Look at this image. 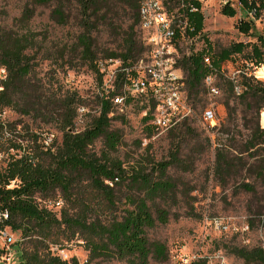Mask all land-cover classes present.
<instances>
[{"label":"trees","instance_id":"trees-1","mask_svg":"<svg viewBox=\"0 0 264 264\" xmlns=\"http://www.w3.org/2000/svg\"><path fill=\"white\" fill-rule=\"evenodd\" d=\"M239 1L247 9L257 7L256 1L264 6L263 0ZM142 2L32 0L34 6L27 4L16 22L26 28L37 6L54 4L51 19L59 25L68 24L73 14L72 7L77 5L83 30L71 48V55L78 57L81 64L91 68L103 82L100 61L117 59L123 68L135 72L134 66L149 51L143 36L139 38L135 32V26H140ZM118 3L133 12L135 24L124 31L118 49L106 51L99 57L91 18L100 13L108 15ZM171 3L168 5L170 12H174L177 20L189 24L186 34L193 37L202 34L205 19L202 4L188 0H173ZM191 6L197 10L191 11ZM222 12L229 17L237 14L230 1ZM254 23L242 19L239 30L244 35L252 36ZM37 42L36 33H20L13 28L0 29V66L7 70L1 82L0 107L13 109L20 115L45 124L55 123L62 137L61 141L54 139L53 147L46 149L42 134L28 130L23 136L19 131L16 132V128H12L14 124L0 123V142H8L16 151L5 159L0 158V206L9 212V219L0 222V231L9 229L22 234L25 241L18 243L21 247V264H80L76 257L64 259L52 251L54 246L60 245L57 247L59 249L64 246V242L75 239L83 240L89 250L90 260L117 259L126 264H171L167 244L151 240L148 229L170 221L169 211L161 207L159 200H177L180 185L169 176L168 170L171 166L183 165L180 146L175 148L168 160L156 162L153 158L145 157L129 167L117 156L124 139L122 131L113 129L111 122L114 119L113 97L121 93L127 79L123 72L118 73L115 90L103 93L99 113L92 116L84 130L77 131L75 121L83 98L77 91L57 97L54 91L35 77L36 57L30 51L37 47ZM239 54H243L249 63L264 65V32L255 41H241L217 52L211 53L209 44L207 52L203 50L182 57L179 55L178 65L184 73V87L193 111L202 100L200 94L207 90L205 77L211 73H221L225 63ZM66 55L67 49L60 56L65 58ZM206 56H210L211 64L205 63ZM225 82L233 94V81ZM241 97L249 100L250 108L255 103L258 112L264 108V102H259V99L264 101V87L251 80L245 82ZM225 105L230 108V101L225 102ZM150 118V112L143 118L149 137L157 131L149 123ZM191 118L187 117L175 126H183ZM97 141L102 142L100 152L94 150ZM247 143L249 149L257 146L264 148V128L259 126L253 130ZM219 156L217 172L225 175L236 167L223 155ZM241 168L246 167L242 165ZM259 169L264 173V158ZM243 188L253 191L248 183L243 184ZM58 193L66 205L60 214L39 201L40 198L56 196ZM57 203L61 204V201ZM191 210L194 211V207L191 206ZM248 221L252 227L255 223L264 226V214L249 217ZM7 252L0 243V258ZM233 253L247 264H264V248L260 245L252 248L234 247Z\"/></svg>","mask_w":264,"mask_h":264},{"label":"rangeland","instance_id":"rangeland-1","mask_svg":"<svg viewBox=\"0 0 264 264\" xmlns=\"http://www.w3.org/2000/svg\"><path fill=\"white\" fill-rule=\"evenodd\" d=\"M226 3V0H205L202 3L204 30L202 34L195 37L188 35L180 42V57L203 50L207 52L209 44L213 53L241 41H255L264 32V11H261L260 19L253 25V35L247 36L239 30L242 19L250 20L247 11L237 1H233L232 6L237 14L229 17L222 12ZM27 4L34 6L32 0H0V29L13 28L20 33L30 31L37 34V47L30 51L36 57L34 75L54 91L57 97L70 91H77L81 95L83 105L78 107L75 127L77 131H82L92 116L99 113L103 93L115 90L116 84L111 86L110 78L106 75L101 82L91 68L71 55V48L83 30L76 4L72 7L71 20L64 25L51 19L54 4L37 6L34 17L25 28L16 20ZM91 23L98 56L102 57L106 51L118 49L124 31L135 24V18L129 8L118 3L108 15L100 13L92 16ZM135 32L139 38L143 36L144 39L139 25L135 26ZM65 49L67 55L61 58ZM146 55L145 52L142 58ZM225 80L238 85L240 93L234 89L231 94ZM250 80L264 87V65L249 63L243 54H239L225 63L222 72L216 75L215 84L220 89L219 95L211 97L205 90L199 96L202 100L197 103L192 118L185 125L163 132L154 131L150 137L143 120L144 110L139 102L131 100L123 110L113 106L112 128L121 130L124 139L116 154L125 161L127 167L145 157L153 158L156 162L168 160L175 148L180 146L183 165L171 166L168 170L169 176L180 185L177 200H159L161 207L169 211L170 221L148 229L151 240L167 244L171 264H206V257L217 251H222L232 264H247L233 253V248H252L264 244V226L259 223H255L245 235L235 234V231L218 232L206 221L216 216L233 217V223L239 228L244 218L248 220L249 217L264 214V173L259 169L264 158V148L257 146L249 149L247 143L253 130L259 126L264 128V108L258 112L255 103L250 108L249 100L241 97L245 82ZM227 101H230V108L225 105ZM259 102L264 101L259 99ZM211 106L218 119L213 129L203 117ZM6 121L14 124L12 128H16V132L19 131L23 136L29 130L53 134L56 141H61L62 136L55 123L35 121L10 108ZM101 147L102 142L97 141L94 150L100 152ZM15 152L8 142H0L1 159ZM219 155L236 166L225 175L217 172ZM242 165L246 168L242 169ZM245 183L253 191L243 188ZM58 200L61 204H57ZM39 201L58 214L66 206L60 193L40 198ZM12 234L14 244L7 245L0 238L1 245L8 251L7 255L11 253L10 260L1 259L0 264H21V247L18 243L25 240L20 232ZM244 239L249 240L248 244ZM63 245L59 249L57 247L60 245L54 246L52 251L66 259L76 257L80 264H126L117 259L90 260L89 250L81 239L64 242Z\"/></svg>","mask_w":264,"mask_h":264},{"label":"built area","instance_id":"built-area-1","mask_svg":"<svg viewBox=\"0 0 264 264\" xmlns=\"http://www.w3.org/2000/svg\"><path fill=\"white\" fill-rule=\"evenodd\" d=\"M173 0H143L140 9V29L144 35V40L149 46L146 57L140 60L134 71L130 68H123L120 60L108 59L100 61L101 71L110 78L111 86L114 85L119 72L126 74L127 79L121 88V93L113 97L115 106L121 110L126 107L130 100L139 102L144 110V115L150 112V124L159 132L166 131L185 118L193 115L194 111L189 103L187 92L184 87V73L178 65L179 44L188 35L186 31L189 27L187 21L177 20L174 12H170L168 5ZM185 1V0H181ZM198 1L201 4L205 0ZM237 1L244 10L247 11L250 20L258 21L264 6L257 2V7L247 9L239 0ZM264 3V0H263ZM191 11H196L195 6L190 7ZM205 63L211 64L210 56L205 57ZM7 70L0 66V91L3 89L1 82L5 79ZM215 73L208 74L204 79V85L211 97L220 94V89L215 84ZM235 91L239 94L240 87L235 85ZM8 109L0 107V123L7 122ZM204 119L211 129L217 126V116L213 106L204 113ZM44 148L53 147L54 135L42 134ZM60 204V203H57ZM9 219V212L0 206V222ZM233 217L216 216L206 221L218 232H231L235 234H248L253 228L247 218L240 223L239 228L235 226ZM0 238L5 244L14 243V236L9 229L0 231ZM248 244L249 240L244 239ZM264 248V244L260 245ZM10 255L6 254L0 258L10 260ZM61 256V255H60ZM66 259V258H64ZM206 264H232L222 251H217L214 255L206 257Z\"/></svg>","mask_w":264,"mask_h":264}]
</instances>
